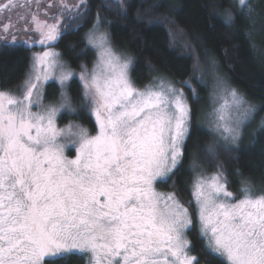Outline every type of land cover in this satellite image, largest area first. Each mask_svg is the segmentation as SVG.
I'll list each match as a JSON object with an SVG mask.
<instances>
[{"label":"snow or ice","instance_id":"6c2138e0","mask_svg":"<svg viewBox=\"0 0 264 264\" xmlns=\"http://www.w3.org/2000/svg\"><path fill=\"white\" fill-rule=\"evenodd\" d=\"M53 7L58 14L49 16ZM258 7L264 11L262 0H232L224 22L254 24ZM21 8L29 14L13 21ZM88 9L87 0H0V41L40 46L21 81L0 89V264L73 256L83 264H201L194 231L222 264H264V189L242 178L239 193L230 191L218 157L239 146L258 107L217 78L207 116L213 143L203 153L215 169L208 174L193 161L191 200L183 202L175 178L193 118L183 91L191 84L160 77L138 86L132 57L116 49L99 12L83 37L96 60L74 70L56 48L65 18L78 25ZM62 113H90L96 134L74 122L60 127Z\"/></svg>","mask_w":264,"mask_h":264},{"label":"trees","instance_id":"16d2710c","mask_svg":"<svg viewBox=\"0 0 264 264\" xmlns=\"http://www.w3.org/2000/svg\"><path fill=\"white\" fill-rule=\"evenodd\" d=\"M87 16L78 25L66 17L68 26L56 49L73 68L80 64L90 66L95 53L85 46L83 37L92 27L97 12L107 23L114 46L128 52L133 59L130 74L138 86L152 81L154 76L164 75L184 85L192 79L196 62L212 59L230 83L258 107L251 124L244 129L242 141L231 151L218 150L219 161L227 171L230 190L240 189V180L249 178L257 191L264 189V129L255 121L264 119V11L258 7L260 16L250 24L237 16L234 25L224 22L223 11L232 0H124L125 7H118V0H87ZM264 2V0H262ZM235 12V9H233ZM29 47L22 43L0 44V89L14 88L30 63ZM193 91L183 87L193 118L189 138L186 140L183 167L176 182L179 184L183 202L191 200V182L194 178L193 161L200 168L213 171L215 162L203 155L213 137L200 124L202 112L208 103L206 85L196 83ZM72 94L77 95L73 90ZM58 95V92L56 93ZM77 112L81 111L77 97ZM60 122L72 119L94 133L95 122L90 113L77 117L76 113L62 114ZM159 190L170 191V185H160ZM194 244V253L201 264H222V259L203 250V240L197 232L189 237ZM60 264H83L71 257Z\"/></svg>","mask_w":264,"mask_h":264},{"label":"rangeland","instance_id":"374dc122","mask_svg":"<svg viewBox=\"0 0 264 264\" xmlns=\"http://www.w3.org/2000/svg\"><path fill=\"white\" fill-rule=\"evenodd\" d=\"M21 2H23V0H21ZM42 3H53V4H56L58 3V0H41ZM69 3L71 2H74V0H68ZM35 9L33 8L32 9V12L35 13ZM48 12H49V16H55L57 15V9L55 7L53 8H50L48 9ZM29 14V9L27 8H21V9H18L16 11V13H14L13 15V21L16 20V18L20 15H28ZM42 11H41V15H42ZM88 32V31H87ZM86 32V33H87ZM4 42L0 41V44H2ZM10 43V42H9ZM40 49V46L37 45L34 49L31 50V53H30V58H31V55H32V51H38ZM92 49V48H91ZM117 49V48H116ZM57 51H59L58 49H56ZM95 53V50L92 49ZM118 51L122 52V53H125L129 56H131L128 52L126 51H123V50H119L117 49ZM132 57V56H131ZM96 60V54H95V58L94 60L92 61V63L90 64V66H88L89 68L92 67L94 61ZM217 64L212 60V59H207L206 61H203V62H196L195 64V68H194V73H193V76H192V79L190 80H186L188 81L190 84H191V90H193L195 87L194 86V83H192L193 80L196 81V83H199V84H203V85H206L207 87V90H208V103H207V106L206 108L204 109V111L202 112V115H201V119H200V124L203 126V128H205L207 131L210 132V134L212 135L211 131H210V124H209V121H208V113L211 111V108L213 106V92H214V89L216 87V80L217 78H221V79H224L226 80L232 87H234L230 81L228 80V77H226V75L221 71L219 70L218 66H216ZM74 70H76L77 72L79 71L78 69H75L73 68ZM160 77H163L165 78L166 80L172 82L173 84H175L177 87H180L178 84H176L175 82H173L171 79H169L168 77L164 76V75H160V76H154V78L152 79V81L150 82H153L155 79H158ZM149 82V83H150ZM147 83V84H149ZM143 87V86H142ZM235 88V87H234ZM240 92V91H239ZM77 108V107H76ZM62 114H68V113H62ZM61 114V116H62ZM72 114V113H71ZM70 115V114H69ZM94 122H95V118L92 116ZM261 119H263V116L260 115L258 116V118L255 120L257 121L258 123V126L260 124V121ZM69 121H65V122H60L61 121V118H58V125L60 127H63L65 126L66 124H68L69 122H74V123H78L76 121H73L72 119H68ZM80 124L81 126L85 127L84 125H82L81 123H78ZM251 124V123H250ZM248 126V125H247ZM246 126V127H247ZM245 127V128H246ZM87 128V127H85ZM91 134V133H90ZM96 134V130L94 133H92L91 135H95ZM213 137V135H212ZM71 154H74V153H71ZM204 172L208 173V174H211L213 171H210V170H206L204 168H201ZM195 175H197V173L194 171V177ZM241 188V186H240ZM240 190V189H239ZM239 190L237 191V193H239ZM162 191V190H160ZM231 191V190H230ZM234 193V192H233ZM214 254V253H212ZM215 256H217L216 254H214ZM218 257V256H217Z\"/></svg>","mask_w":264,"mask_h":264}]
</instances>
